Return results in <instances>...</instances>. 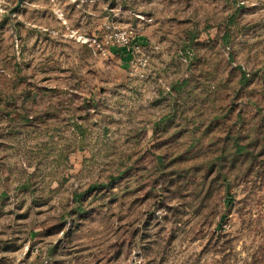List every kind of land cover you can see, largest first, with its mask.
Wrapping results in <instances>:
<instances>
[{
    "label": "rangeland",
    "instance_id": "1",
    "mask_svg": "<svg viewBox=\"0 0 264 264\" xmlns=\"http://www.w3.org/2000/svg\"><path fill=\"white\" fill-rule=\"evenodd\" d=\"M0 264H264V0H0Z\"/></svg>",
    "mask_w": 264,
    "mask_h": 264
},
{
    "label": "trees",
    "instance_id": "2",
    "mask_svg": "<svg viewBox=\"0 0 264 264\" xmlns=\"http://www.w3.org/2000/svg\"><path fill=\"white\" fill-rule=\"evenodd\" d=\"M93 188V186L90 187V189Z\"/></svg>",
    "mask_w": 264,
    "mask_h": 264
},
{
    "label": "built area",
    "instance_id": "3",
    "mask_svg": "<svg viewBox=\"0 0 264 264\" xmlns=\"http://www.w3.org/2000/svg\"><path fill=\"white\" fill-rule=\"evenodd\" d=\"M125 40V39H124Z\"/></svg>",
    "mask_w": 264,
    "mask_h": 264
}]
</instances>
